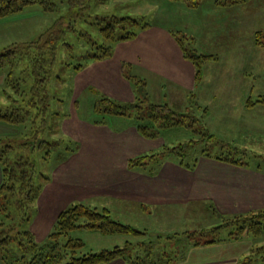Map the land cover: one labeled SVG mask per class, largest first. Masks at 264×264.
<instances>
[{
  "label": "rangeland",
  "instance_id": "374dc122",
  "mask_svg": "<svg viewBox=\"0 0 264 264\" xmlns=\"http://www.w3.org/2000/svg\"><path fill=\"white\" fill-rule=\"evenodd\" d=\"M68 12L69 5L65 2L54 13H44L35 5L21 14L1 18L0 52L9 44L39 39L59 17ZM123 18H132L138 25L132 20L121 23L115 20ZM109 24L114 26L118 36L137 31L146 24L149 27L139 32L134 39L115 44L112 38L102 32ZM259 31L264 32V0L219 7L215 6L213 0H203L197 8L170 0H92L82 20L77 23L76 31L68 30V46H60L52 69L48 84L49 122L45 134V140L51 146L42 143L34 152L15 146L10 153L11 158L24 155L34 159L38 173L47 175L35 176L37 196L23 228L29 229L36 240L43 243L54 229L59 214L74 203L81 202L92 208L107 207L115 219L148 231L147 236L135 238L126 235L106 236L88 229H78L72 236L86 243L87 253L122 247L127 242L138 247L141 240L147 242L146 246L142 245L147 248L148 244L155 242L149 240L164 236L169 231L186 229L185 224L194 209L201 210L197 213L199 217H193L197 222L195 227L209 225L212 219L208 221L211 211H207V207L216 201L210 197L199 205V202H194L162 206L154 210L158 211L156 215H152L149 209L142 210L133 202L124 207L120 199L90 194L93 189L88 185L89 180L95 182L100 168L101 171L112 169L126 157L158 154L169 144L164 138L147 139L139 133L137 135L131 116H111L96 108L106 110L104 100L107 98L119 105L138 103L144 88L148 105L168 104L179 110L190 107L187 111L201 121L194 126L192 123L191 128L214 135L210 142L208 134H199L197 137L206 140V146L203 147L209 148L210 153H228L231 157L241 159V166L250 165L245 167L247 170L264 174L259 169L260 162L257 159L258 155L264 158V46L256 43V33ZM170 33L185 38L188 48L195 54L212 56L209 61L204 60L203 78L194 88L198 100L191 97L192 91L172 86L168 82L160 87L164 94L159 89L155 92L151 90V80L142 66L145 50L148 59L154 56L156 65L164 67L169 74L175 73L172 72L176 66L172 49L160 52L159 56L157 51L152 53L150 48V43L158 46L159 38ZM110 46L114 47L111 57H96ZM130 51L136 53V61L124 58L125 54H131ZM27 64L25 62L13 67L11 74L14 79L23 78L24 89L31 88L33 83ZM8 71L11 72L9 66L0 68V107L8 104L3 92L8 89ZM10 131L13 133L15 130L0 125V133L8 134ZM185 132L166 134L172 143L177 140L184 142V145H192L194 142L190 138L194 134L192 136V133ZM127 134H131V137L124 141ZM180 144L174 145L182 148L184 145ZM67 145L73 148V153H66L68 150L64 147ZM50 149H54L52 159L48 155ZM59 153L61 156L63 154L62 159ZM205 158L201 154L198 156L202 166L205 164L202 170L207 173L216 171L226 176H244L238 169L224 172L221 164L228 162L212 159L213 163H206L209 159ZM80 173L82 176H77ZM217 210L223 213L219 208ZM250 245L251 242L238 241L211 245L205 250L194 249L188 254L189 264L191 261V264H214V261L219 264L225 258L224 264H235L237 259L247 253ZM141 254L137 252L134 256ZM182 263L184 261L178 264ZM108 264H125V261L120 259Z\"/></svg>",
  "mask_w": 264,
  "mask_h": 264
},
{
  "label": "trees",
  "instance_id": "16d2710c",
  "mask_svg": "<svg viewBox=\"0 0 264 264\" xmlns=\"http://www.w3.org/2000/svg\"><path fill=\"white\" fill-rule=\"evenodd\" d=\"M91 1L0 0V19L21 14L27 8L35 5L44 13L56 12L65 2L69 5L68 14L59 17L39 39L9 44L0 52V68L9 66L11 69V72L8 71L7 74L8 89L3 91L7 96L8 104L0 107V125L15 130L13 133L12 131L8 134L0 133V169L2 172V182L0 183V264H108L120 259L124 260L125 264H178L186 260L194 248L238 241L251 242V245L247 253L237 259L235 264H264V208L246 213L226 214L220 213L213 203L207 207V211H211L208 221L212 219L209 225L195 227L197 222L193 217H199L200 214L197 213L201 210L194 209L190 220L186 224L184 223L187 226L186 229L169 231L164 236L149 240L151 243L155 241V247L153 243L148 244L147 248H143L142 245L146 246L147 242L141 240L140 244H137L138 247L127 242L122 247L116 246L113 249L87 253H85L86 243L82 239L72 236V233L78 229H88L106 236L126 235L135 238L147 236L148 231L140 230L115 219L108 208H92L81 202L74 203L59 214L54 229L43 243L38 242L29 229L23 228L25 225L23 223L29 220L30 209L33 208L32 204L37 196L38 188L35 186V176L36 174L40 176L45 174L38 173L34 159L24 155L11 158L10 153L15 146H21L25 150L33 152L42 143L51 146L45 140V134L49 122L48 84L52 76V69L60 46H68L66 43L68 30L76 31V25L82 20ZM170 1L183 3L190 8H197L203 0ZM213 1L215 6L219 7L243 4L249 0ZM115 20L117 23L132 20L138 25V22L132 18ZM148 27L149 25L146 24L137 31L118 36L114 26L109 24L107 28L102 29V32L117 44L134 39L139 32ZM173 35L182 48L184 57L196 66V81H201L204 74L203 62L204 60L209 61L212 56L195 54L188 48L185 38ZM263 38V31L256 33L257 45L264 46ZM113 48V46L105 48L102 55H96V57L100 59L111 57ZM25 62L28 63L26 68L30 72L33 82L29 89H24L23 78L14 79L11 77L12 68ZM78 67H82V65ZM143 85L145 84L143 83ZM142 92L143 96L138 98V103L119 105L107 98L104 100L107 105L106 110L96 108L97 111L100 110L111 116H131L132 125L142 137L147 139L164 138L165 141H169V144L165 145L162 152L158 154H145L131 158L128 161L131 169L150 163L152 168L149 172L155 175L166 159L174 157L180 165L193 170L199 162L200 154L234 165H243L241 159L231 157L228 153L212 154L209 148L203 147V145L206 146V140L198 139L199 134H208L209 142L214 138V135L206 131L198 132L191 128L201 121L197 116L187 111L190 107L179 110L180 108L171 107L168 104L150 103L148 105L146 104L148 102L147 91L142 88ZM185 131H190L192 136L194 134L195 137L190 138L194 142L192 145H184V142L177 140L172 143L167 138L168 134L166 133L175 132L178 135ZM185 133L190 134L189 132ZM10 135L13 136L10 137ZM175 143H181L180 145L184 146L179 148V145H174ZM64 149L68 150L66 153L74 152L70 145L65 146ZM53 150L50 149L48 153L51 159ZM61 153L58 155L61 156ZM55 154H57L56 149ZM257 159L260 162L259 169L264 172V158L258 155ZM245 166L250 167L246 164ZM137 252H142V254L134 256Z\"/></svg>",
  "mask_w": 264,
  "mask_h": 264
},
{
  "label": "crops",
  "instance_id": "0c3cea01",
  "mask_svg": "<svg viewBox=\"0 0 264 264\" xmlns=\"http://www.w3.org/2000/svg\"><path fill=\"white\" fill-rule=\"evenodd\" d=\"M159 41L158 46H156L155 43H150L151 51L152 53L157 51L160 56V52H164L167 49L169 50V48L172 49L174 53L173 56L176 58L174 60L176 66L172 71L175 73L169 74L164 70V67L156 65L154 63L156 61L154 56L148 59L145 50L142 66L147 71L146 73L144 70V73L148 75L149 80H151V90L155 92L159 89L161 94H164L160 87L164 85V82H168L172 86L174 85L178 86V88L192 91L191 97L194 96V98L198 100L197 95L194 94V88L198 83H201V81H196V66L192 61L184 57L182 48L172 33L160 37ZM132 52L130 51L131 54H125L124 58L133 62L136 61V53L133 54ZM174 90L172 92H174ZM187 108L188 106L186 109ZM79 129L82 131L80 127ZM137 135H139L138 132ZM130 137L131 134H127V136H124V141L126 138ZM207 158L209 160H207L206 163L217 161V159L210 157H206L205 159ZM128 159L130 160L131 158H124L120 161V164L112 169L101 171L100 168V171L96 173L95 182L89 180L88 185L92 186L93 189V193L90 191V194H93L94 197L120 199L124 207L130 205V202H133L138 204L139 208L142 210L149 209L148 212H151L152 215L158 212H154V210L162 206L191 204L204 201L205 198L208 197L216 200L214 201L215 206L226 214L246 213L264 208V174H258L251 170H247L245 168L247 166H238L232 163V166H229L230 162H228L229 164H221V169H225L224 172H228L226 171L228 169H233L232 171H237L234 169H238L240 173L244 175L226 176L225 173L222 174L223 172L218 173L214 171L212 173H207L203 171L202 169L205 168V164L202 166L200 162H198L193 170L188 169L180 165L178 160L174 157H170L163 162L161 167L158 168V173L154 175L152 172H149L152 168L150 163L141 166V168L131 169L128 165ZM212 159L214 161H212ZM77 176H82V173ZM1 182L2 172L0 169V183ZM220 244L223 243L214 245ZM208 246L194 249L205 250L209 249ZM189 259L190 258L187 257L182 264H189ZM226 260V258L222 259L220 260L221 262L218 263L224 264ZM192 262L193 261H191L190 264ZM212 263L217 264V261Z\"/></svg>",
  "mask_w": 264,
  "mask_h": 264
}]
</instances>
